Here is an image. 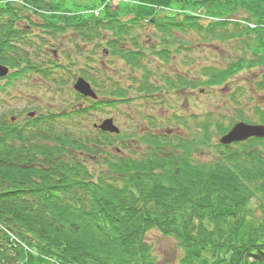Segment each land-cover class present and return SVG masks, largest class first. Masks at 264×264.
Returning a JSON list of instances; mask_svg holds the SVG:
<instances>
[{
  "label": "trees",
  "instance_id": "16d2710c",
  "mask_svg": "<svg viewBox=\"0 0 264 264\" xmlns=\"http://www.w3.org/2000/svg\"><path fill=\"white\" fill-rule=\"evenodd\" d=\"M178 2L171 14L104 1L81 10L65 0L0 2V63L10 68L0 78V106L22 80L72 92L56 94L54 110L0 113V264L24 260V246L42 249L52 264H156L146 240L153 229L178 241L184 264H196L198 251L209 264H264V138L220 142L239 121L264 123V106L247 115L238 96L249 92L234 81L258 72L253 88L264 91V0ZM86 10L92 13L81 15ZM147 27L154 37L141 41ZM187 31L197 32L200 44L234 41L241 53L224 65L174 69L191 49L178 39ZM79 77L96 100L74 89ZM199 88L231 89L225 111L179 108L184 92ZM140 98L161 101L171 127L161 131L153 114H141L147 123L131 133L88 123L96 110ZM211 147L212 159L199 158Z\"/></svg>",
  "mask_w": 264,
  "mask_h": 264
},
{
  "label": "rangeland",
  "instance_id": "374dc122",
  "mask_svg": "<svg viewBox=\"0 0 264 264\" xmlns=\"http://www.w3.org/2000/svg\"><path fill=\"white\" fill-rule=\"evenodd\" d=\"M1 1L2 0H0V2ZM103 1L106 2V4L113 2L114 6H121L122 10L127 6H134L138 11L143 10L155 14H171L175 11H178V8L180 7L178 0H65V4L67 7L81 10L86 8V6H92L93 4L96 5ZM101 11L102 8L97 7L95 8V11L93 13L99 14ZM83 13L84 14L81 13V15L88 16V14L92 13V10H86ZM202 20L205 21V19ZM152 32V27L144 28L141 31V33H143L140 38L141 41H145V39H147V35L149 38L154 37L152 35ZM178 39L183 42V45L186 44V46H191V49L187 51V53L186 51L182 52L179 56L176 57L175 63H171L174 64V69H176V64L179 66L181 65V63L184 68L188 67L190 64L185 65L187 64V62H195L198 65L215 62L224 65L231 58H235L237 55H239V53H241V50H239L241 44L236 45L234 41L220 43L217 40H214L207 41L203 44L197 43L199 35L195 31L184 32L178 35ZM63 41L69 44V34L65 36ZM56 48L58 50L59 47L55 46V49ZM185 53L187 55H185ZM61 59H63L62 61L65 62L64 58L61 57ZM115 61H118V59H114V62ZM182 61L186 63H183ZM258 77V72H245L237 76L234 80L237 85L242 86L249 92L247 96H238L241 102L244 104L243 109L245 113H247V115H254L253 105L260 104L264 106V91L257 92L253 88L254 82ZM22 81H19L14 87H11L7 95H3L5 102L2 106H0V113L4 109H20V111H22L25 107L36 105H39L41 106L40 108L46 110H54L57 108V105L59 104L58 101L60 100L58 97H55L56 94H60L65 98L70 97V93L72 94L71 90L68 89L61 90L60 93H57L55 91L56 89H53L54 87H46L44 83H38L37 80L32 79V81L29 82ZM1 82L3 83L4 80ZM231 91L232 90L230 89L228 92L224 91L223 93H221L220 89H210L208 90V92H205L202 91L201 88H199L197 91L192 93L184 92V95L182 97L184 98V100L181 99L182 101L177 102V104L179 105V108H184L186 114L192 113L202 115L203 112L208 110L220 113L225 111L224 107L226 106V104H228V95ZM249 96H252L253 102L249 101ZM154 99L149 98L148 100H145L140 98L131 101L128 106L125 105L120 108L116 107L105 110H96L95 113L90 116V120L88 121V123L90 125H92L93 123L99 124L103 119L113 117L115 123L121 128L122 131H124L125 133H131L135 128L136 123L141 126L147 123V120H142V116L144 115L141 116V114H153V116H157V120H160V127L161 125L162 127L159 129L163 131L167 129L166 127H171V124L167 122L168 119L162 120V118H166V115L170 114V111H168L166 108H163V104H161V101L154 102ZM176 99H179L178 95L174 96V103H176ZM183 102L185 104H183ZM158 114L160 115V117ZM23 116L24 114L21 115L22 118ZM254 124L259 125L264 123L257 122ZM172 128L174 129L173 131L179 130V128L175 125H172ZM186 131L187 130L183 128V130H181V133L185 134ZM213 143H215V141ZM133 149L137 150L138 147L134 146ZM214 151L215 150L211 147L210 151H206V153H200L201 157L199 158L203 160L212 159ZM248 207H250L249 209L251 211H256L255 201H252L248 205ZM246 234L247 227L242 230L240 234V240L243 241L246 238ZM12 238L17 240V237H15L14 235L12 236ZM229 239L232 240V237H229ZM146 240L150 244H152L153 252L157 259L156 264H184V251L175 238L164 236L157 229H153L147 233ZM24 248L26 251L24 253V260L16 264H52V257L45 256V251H43L42 249L38 250L35 246H24ZM196 255L197 257H194V261L196 262V264H209L207 258L202 257V251H198ZM228 258L229 254H223L221 256V259L228 260ZM245 264L255 263L252 260H248L247 262H245Z\"/></svg>",
  "mask_w": 264,
  "mask_h": 264
},
{
  "label": "water",
  "instance_id": "95a60500",
  "mask_svg": "<svg viewBox=\"0 0 264 264\" xmlns=\"http://www.w3.org/2000/svg\"><path fill=\"white\" fill-rule=\"evenodd\" d=\"M8 73L9 67L0 63V78L8 75ZM74 89L84 96L94 99L98 97L91 84L83 77H79L76 80ZM30 115L34 116L35 113L31 112ZM95 126L110 133L120 132V128L115 124L112 117L103 119L100 124H95ZM250 137L264 138V124H249L244 121H239L233 124L228 132L220 137V142L224 145H230L234 142L245 141Z\"/></svg>",
  "mask_w": 264,
  "mask_h": 264
}]
</instances>
